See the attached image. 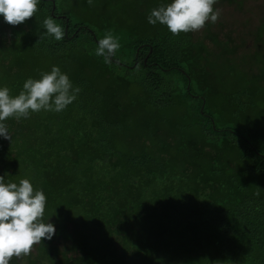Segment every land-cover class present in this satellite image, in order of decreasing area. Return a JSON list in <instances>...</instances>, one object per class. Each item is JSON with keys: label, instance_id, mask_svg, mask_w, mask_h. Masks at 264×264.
Listing matches in <instances>:
<instances>
[{"label": "trees", "instance_id": "trees-1", "mask_svg": "<svg viewBox=\"0 0 264 264\" xmlns=\"http://www.w3.org/2000/svg\"><path fill=\"white\" fill-rule=\"evenodd\" d=\"M170 2L39 0L23 24L0 16V88L16 96L58 66L81 89L62 112L5 121L0 176L42 190L56 228L10 264H264V23L237 42L219 20L174 36L147 20ZM109 32L111 64L96 55Z\"/></svg>", "mask_w": 264, "mask_h": 264}, {"label": "clouds", "instance_id": "clouds-1", "mask_svg": "<svg viewBox=\"0 0 264 264\" xmlns=\"http://www.w3.org/2000/svg\"><path fill=\"white\" fill-rule=\"evenodd\" d=\"M93 0H87L89 6ZM218 0H171L166 5L151 10L148 23L166 25L174 35L198 32L207 22L217 23L220 9H214ZM39 0H0V16L11 26H18L34 17ZM46 34L60 41L64 38L63 28L49 17L43 21ZM121 45L109 32L98 42L96 55L111 64ZM81 89L73 87L66 73L58 66L43 72L39 79L28 78L23 90L16 96L10 95L8 87L0 88V136L12 141L5 123L14 118H30L31 114L43 111L62 112L72 104ZM47 197L42 190H35L29 179L19 183L5 182L0 176V264H10L15 257L29 256L33 246L56 234L55 225L45 222Z\"/></svg>", "mask_w": 264, "mask_h": 264}, {"label": "rangeland", "instance_id": "rangeland-1", "mask_svg": "<svg viewBox=\"0 0 264 264\" xmlns=\"http://www.w3.org/2000/svg\"><path fill=\"white\" fill-rule=\"evenodd\" d=\"M215 7L221 10L219 22L226 21V27L228 24L233 26L230 38L234 42L247 36L252 30L264 23V0H235L233 4H218ZM204 31L202 29L201 33L203 34ZM223 34V32L219 33L221 39ZM255 43L256 41L252 38L246 46L252 45L253 47ZM46 262L43 261L41 264H47Z\"/></svg>", "mask_w": 264, "mask_h": 264}]
</instances>
